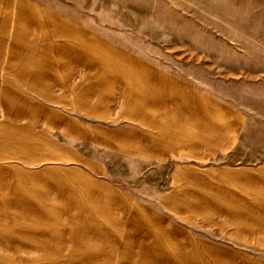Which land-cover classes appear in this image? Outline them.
Segmentation results:
<instances>
[{"label": "rangeland", "instance_id": "1", "mask_svg": "<svg viewBox=\"0 0 264 264\" xmlns=\"http://www.w3.org/2000/svg\"><path fill=\"white\" fill-rule=\"evenodd\" d=\"M51 16L93 32V39L80 33L77 44L84 55L79 62L92 63L96 75L112 69L120 76H166H157L158 87L176 93V109L193 112L184 125L166 128L174 133V153L148 158L80 142L78 178L64 181L61 217L64 239L78 240V246L63 242L62 263L47 264H120L119 248L86 244L134 238L120 237L118 230L136 219L174 220L166 214L173 195L187 184L201 187L183 180L193 170L197 177L214 167L213 175L231 166L264 170V0H0V85L10 55L45 60ZM60 25L56 31L64 33ZM90 43L94 49L86 57ZM180 137L186 138L182 149ZM246 250L264 256V249Z\"/></svg>", "mask_w": 264, "mask_h": 264}, {"label": "crops", "instance_id": "2", "mask_svg": "<svg viewBox=\"0 0 264 264\" xmlns=\"http://www.w3.org/2000/svg\"><path fill=\"white\" fill-rule=\"evenodd\" d=\"M50 20L44 29L45 60L32 55L15 61L10 55L1 79L0 264L62 263L63 242L78 246V240L64 239L61 217L64 181L73 184L78 178L80 142L148 158L174 153L171 137L169 142L174 133L166 128L184 125V116L193 112L176 109V93L158 87L160 74L120 76V70L107 69L96 75L92 63L79 62L84 55L77 44L80 33L93 39V32L66 19ZM59 22L64 33L56 31ZM93 49L90 43L86 57ZM185 140L180 137V149ZM68 171L70 177H64ZM214 171L184 176L186 183L201 187L187 184L188 190L173 195L166 214L174 220L122 223L120 237L134 238L89 240L86 246L119 248L120 264H264L263 255L246 250L264 249V170Z\"/></svg>", "mask_w": 264, "mask_h": 264}]
</instances>
